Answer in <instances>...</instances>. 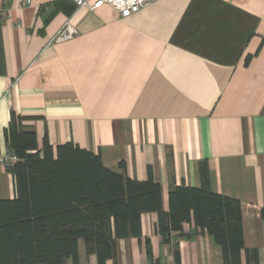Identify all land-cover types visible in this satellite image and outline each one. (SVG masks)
<instances>
[{"label":"crops","instance_id":"1","mask_svg":"<svg viewBox=\"0 0 264 264\" xmlns=\"http://www.w3.org/2000/svg\"><path fill=\"white\" fill-rule=\"evenodd\" d=\"M0 10V153L21 117L39 148L74 143L138 181L151 170L165 211L170 191L201 187L205 163L212 191L241 202V264H255L246 250L264 264V0H157L129 17L74 0H0ZM71 15L78 35L52 44ZM16 197L0 165V200ZM157 221L143 214L142 238L118 240L107 264H225L194 222L165 243ZM78 252L98 264L83 240Z\"/></svg>","mask_w":264,"mask_h":264},{"label":"trees","instance_id":"2","mask_svg":"<svg viewBox=\"0 0 264 264\" xmlns=\"http://www.w3.org/2000/svg\"><path fill=\"white\" fill-rule=\"evenodd\" d=\"M23 120L13 115L5 130V144L19 162L11 170L17 197L0 200V264H65L68 259L79 264V240L98 264H107L117 259L118 240L142 238L146 213H157L155 229L165 243L184 223L194 222L221 246L225 264H241V202L212 191L205 163L201 187H176L165 211L161 184L151 170L147 180L138 181L106 168L99 154L77 144L54 150L45 139L39 148L35 132L24 130ZM246 252L257 264V251ZM175 258L180 262L178 250Z\"/></svg>","mask_w":264,"mask_h":264},{"label":"built area","instance_id":"3","mask_svg":"<svg viewBox=\"0 0 264 264\" xmlns=\"http://www.w3.org/2000/svg\"><path fill=\"white\" fill-rule=\"evenodd\" d=\"M157 0H96L91 3L90 0H74L77 8H87L90 11H95L105 5L111 6L117 11L121 17H129L137 13L141 8L155 2ZM30 3V0H27ZM9 15L5 10H0V19H8ZM72 15L67 18L63 26L51 39L52 44L63 43L75 38L79 31L72 23ZM20 26V24H17ZM19 162L18 156L10 149L0 153V165L8 170H12Z\"/></svg>","mask_w":264,"mask_h":264}]
</instances>
